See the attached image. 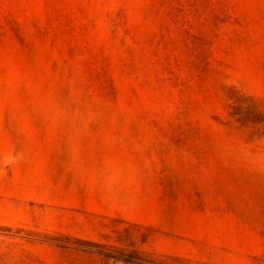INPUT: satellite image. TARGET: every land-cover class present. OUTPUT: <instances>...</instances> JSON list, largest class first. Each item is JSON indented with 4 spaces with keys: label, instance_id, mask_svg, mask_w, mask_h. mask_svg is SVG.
Returning a JSON list of instances; mask_svg holds the SVG:
<instances>
[{
    "label": "rangeland",
    "instance_id": "374dc122",
    "mask_svg": "<svg viewBox=\"0 0 264 264\" xmlns=\"http://www.w3.org/2000/svg\"><path fill=\"white\" fill-rule=\"evenodd\" d=\"M0 264H264V0H0Z\"/></svg>",
    "mask_w": 264,
    "mask_h": 264
}]
</instances>
